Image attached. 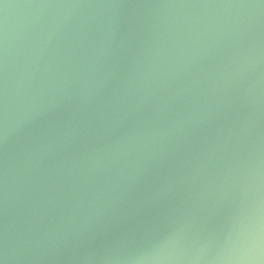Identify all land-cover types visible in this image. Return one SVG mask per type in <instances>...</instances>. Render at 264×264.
I'll return each instance as SVG.
<instances>
[{
  "label": "water",
  "instance_id": "95a60500",
  "mask_svg": "<svg viewBox=\"0 0 264 264\" xmlns=\"http://www.w3.org/2000/svg\"><path fill=\"white\" fill-rule=\"evenodd\" d=\"M0 264H264V0H0Z\"/></svg>",
  "mask_w": 264,
  "mask_h": 264
}]
</instances>
